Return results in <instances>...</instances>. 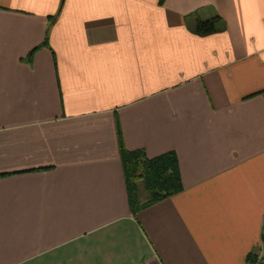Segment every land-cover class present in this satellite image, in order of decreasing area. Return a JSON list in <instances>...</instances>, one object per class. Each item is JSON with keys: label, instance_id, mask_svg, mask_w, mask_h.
<instances>
[{"label": "crops", "instance_id": "0c3cea01", "mask_svg": "<svg viewBox=\"0 0 264 264\" xmlns=\"http://www.w3.org/2000/svg\"><path fill=\"white\" fill-rule=\"evenodd\" d=\"M157 2L0 0V264H248L260 247L264 0ZM119 145L172 152L181 190L133 214Z\"/></svg>", "mask_w": 264, "mask_h": 264}, {"label": "trees", "instance_id": "16d2710c", "mask_svg": "<svg viewBox=\"0 0 264 264\" xmlns=\"http://www.w3.org/2000/svg\"><path fill=\"white\" fill-rule=\"evenodd\" d=\"M163 0H158L161 5ZM194 13L193 15H195ZM220 19L217 16L206 20L196 19L191 32L199 37L207 36L219 31ZM45 42H42V46ZM119 137V133L117 132ZM119 160L127 192L129 210L134 214L139 209L152 205L181 190L177 169V161L172 152L164 153L153 158H146L142 151H126L119 145ZM142 184L148 199L139 204L136 199V182ZM260 244L264 246V224L260 234ZM256 253L246 255V262L253 264Z\"/></svg>", "mask_w": 264, "mask_h": 264}, {"label": "built area", "instance_id": "2783aa9c", "mask_svg": "<svg viewBox=\"0 0 264 264\" xmlns=\"http://www.w3.org/2000/svg\"><path fill=\"white\" fill-rule=\"evenodd\" d=\"M263 224H264V215H263ZM261 246H262V244L260 245V247ZM255 255H256V259H255V262L253 264H264V255L257 254V253Z\"/></svg>", "mask_w": 264, "mask_h": 264}, {"label": "rangeland", "instance_id": "374dc122", "mask_svg": "<svg viewBox=\"0 0 264 264\" xmlns=\"http://www.w3.org/2000/svg\"><path fill=\"white\" fill-rule=\"evenodd\" d=\"M255 253L264 255V246L262 245L261 247L257 248Z\"/></svg>", "mask_w": 264, "mask_h": 264}]
</instances>
